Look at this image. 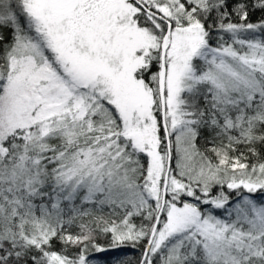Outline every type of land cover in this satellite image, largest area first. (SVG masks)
I'll return each instance as SVG.
<instances>
[{"label": "snow or ice", "instance_id": "6c2138e0", "mask_svg": "<svg viewBox=\"0 0 264 264\" xmlns=\"http://www.w3.org/2000/svg\"><path fill=\"white\" fill-rule=\"evenodd\" d=\"M123 247L264 264V0H0V264Z\"/></svg>", "mask_w": 264, "mask_h": 264}, {"label": "trees", "instance_id": "16d2710c", "mask_svg": "<svg viewBox=\"0 0 264 264\" xmlns=\"http://www.w3.org/2000/svg\"><path fill=\"white\" fill-rule=\"evenodd\" d=\"M100 243L102 245H106L108 242L104 239H101ZM140 254L141 249L133 247H123L120 249L109 250L104 252H93L91 253V258L94 261V264H111V262L115 258H124L126 260L132 261L133 264H135V262L139 259Z\"/></svg>", "mask_w": 264, "mask_h": 264}, {"label": "rangeland", "instance_id": "374dc122", "mask_svg": "<svg viewBox=\"0 0 264 264\" xmlns=\"http://www.w3.org/2000/svg\"><path fill=\"white\" fill-rule=\"evenodd\" d=\"M178 206H180V205H178Z\"/></svg>", "mask_w": 264, "mask_h": 264}]
</instances>
